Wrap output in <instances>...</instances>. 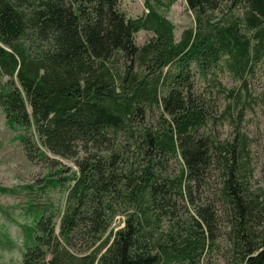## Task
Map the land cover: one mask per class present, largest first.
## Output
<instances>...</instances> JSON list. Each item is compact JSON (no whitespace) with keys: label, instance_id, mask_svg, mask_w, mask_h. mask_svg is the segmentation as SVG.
<instances>
[{"label":"trees","instance_id":"obj_1","mask_svg":"<svg viewBox=\"0 0 264 264\" xmlns=\"http://www.w3.org/2000/svg\"><path fill=\"white\" fill-rule=\"evenodd\" d=\"M154 1L131 16L120 0H0V106L66 192L60 209L28 202L19 264H183L211 248L264 264V185L239 129L261 98L249 78L264 67V0H187L196 25L180 38L159 7L175 0ZM142 29L153 35L139 44ZM233 117L234 139L219 138Z\"/></svg>","mask_w":264,"mask_h":264},{"label":"rangeland","instance_id":"obj_2","mask_svg":"<svg viewBox=\"0 0 264 264\" xmlns=\"http://www.w3.org/2000/svg\"><path fill=\"white\" fill-rule=\"evenodd\" d=\"M155 3L154 0H151ZM162 6V7H161ZM159 5L162 11L175 24L177 38H180L183 30L191 25H196V13L188 6L187 0H175L170 6ZM120 8L127 15L137 16L148 11L146 0H120ZM153 32L142 29L137 31L136 40L139 44L146 41ZM196 78V87L201 88L204 82L199 77V69L195 61L191 62ZM212 68H214L212 66ZM220 79L228 86L239 85L228 70L218 73ZM252 94L259 95V101L252 109L247 110L241 127L251 139V158L255 167L253 177L254 186L264 185V67L258 65L255 72L249 78ZM249 82V83H250ZM159 111L156 109L152 115L145 119V126H156L159 120ZM233 116V115H232ZM235 120H225L214 125V131L219 138L234 139L236 133ZM19 130L7 121L6 114L0 106V184L12 188V191L0 190V264H19L24 248L23 224L31 220L27 211L30 200L48 202L53 201L58 207L63 208L66 192L55 186H47V176L55 172V162L31 159L26 154L23 143L18 137ZM51 157L60 159L63 163L76 168L74 160L50 153ZM170 170H179L180 162L172 161ZM212 184L216 185L212 178ZM207 189L205 193H210ZM187 208L180 210L186 217L189 214ZM226 222L221 221L222 226L214 235L223 245H230ZM123 224V216L118 214L115 226ZM183 264H233L231 258L224 252L211 249L199 254L192 262Z\"/></svg>","mask_w":264,"mask_h":264}]
</instances>
